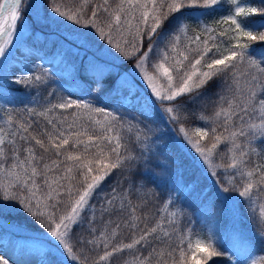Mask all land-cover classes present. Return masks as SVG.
<instances>
[{
    "label": "snow or ice",
    "instance_id": "1",
    "mask_svg": "<svg viewBox=\"0 0 264 264\" xmlns=\"http://www.w3.org/2000/svg\"><path fill=\"white\" fill-rule=\"evenodd\" d=\"M225 2L0 0V61L21 65L3 78L46 93L16 108L0 92V221L18 211L43 229L26 238L36 255L25 264H245L246 238L219 220L206 236L182 226L198 183L181 175L167 187L157 117L195 150L205 211L243 204L264 240V51L252 48L264 42V0H230L219 33L187 23ZM41 52L47 67L33 59ZM189 115L205 127H186Z\"/></svg>",
    "mask_w": 264,
    "mask_h": 264
},
{
    "label": "trees",
    "instance_id": "2",
    "mask_svg": "<svg viewBox=\"0 0 264 264\" xmlns=\"http://www.w3.org/2000/svg\"><path fill=\"white\" fill-rule=\"evenodd\" d=\"M251 3L253 4V6H259V0H251ZM230 7V0H228V2L218 5L215 11L209 12V14L205 15L202 20L191 18L188 19L187 23L190 28V34L192 32H199L200 27L203 24H208L214 27L217 33L224 31L225 28L228 27V25L218 24L217 21L220 20L221 17L229 14ZM252 19L260 18L253 17ZM257 31H264V29H259ZM220 39L224 41L223 47H227L230 43H232V41H229L226 37H220ZM252 48L255 49L256 52L264 51V42H253ZM39 54L43 56L42 52ZM253 54L255 55L256 53L254 52ZM132 62L133 61H125V66L121 68V71H123L122 69H126V67L131 66ZM6 86L9 93H11V95L13 96V103L8 107L23 108L26 105L32 106L29 103L26 104L22 101L21 94L28 95L30 97V100H32L33 98H37L41 104L44 103V97H46V93L42 90L38 92L36 89L30 88L29 86L11 82L6 84ZM214 91V86L210 87L207 90L208 95H211ZM64 95L68 94L64 93ZM187 109L189 112L195 111L199 113V111H201L200 107L194 104H188ZM213 110L214 109L210 104L208 108L204 110V114L211 115ZM70 112L71 110H69V113ZM185 125L186 127H189L191 129H194L195 127H205L204 122L196 119V117L193 115H189L187 121H185ZM154 127L158 129L157 137H154V139L156 140V144L158 145L157 150L159 153L156 158L160 161L161 164L167 166L169 170V178L171 175H173L174 177L175 174L177 175L175 177L179 176L178 178L180 179L182 175V178L185 181L191 182L193 180H196L198 183L197 191L194 192L192 196L189 197L183 204V208L185 209L187 215L183 220L182 226L191 224L194 232L200 231L203 235L206 236L208 228L213 224L214 219L221 221V219L227 218L228 222L225 225L219 222V225L224 227L223 230L227 229V232L230 235L236 233L237 237L238 235L242 234L246 238L244 254L245 264H253V261H255L256 264H264V240L259 237L258 233L255 230L259 222L258 214L253 213L251 209L245 210L244 205L241 204L238 210H235L234 213L230 212L231 215H228L226 217V215L223 214V205L218 199L212 203L211 207L207 211H205V209L201 206V199L203 197L201 196L200 190L203 189L208 193V196L211 197L212 192L208 191L207 187L209 186L210 182L202 177V173L199 170L197 163L193 161L190 158L189 153L186 152V145L182 144L177 147L176 143L173 141V134L170 132L169 128L163 124L159 117H157L154 123ZM206 142L207 141H204V143ZM224 147V145H221V150H223ZM257 160L258 162L264 163V158H257ZM157 171L161 170L157 169ZM113 179L114 176L109 177L108 180L104 182V186L107 187L109 184H111ZM152 186L153 185H149V187ZM206 187L207 189H204ZM64 210L65 209L61 207V211ZM9 219L15 221L16 219H20L34 231H43V229L40 228L38 224H36L23 212L13 211L12 214L7 218V220ZM130 239V236L127 237L125 239V242H128ZM117 242H119V238ZM234 260L235 257H233V261ZM113 262L114 264H121V261L118 257H113ZM224 264H228V262L225 261Z\"/></svg>",
    "mask_w": 264,
    "mask_h": 264
},
{
    "label": "rangeland",
    "instance_id": "3",
    "mask_svg": "<svg viewBox=\"0 0 264 264\" xmlns=\"http://www.w3.org/2000/svg\"><path fill=\"white\" fill-rule=\"evenodd\" d=\"M36 56L40 57V58L33 57V59H35L36 65L43 64L45 67L48 66L47 58H44L39 53H37ZM133 63L134 61L132 62V64ZM132 64L131 66H128L126 67V69H122V70L123 71L130 70L132 68ZM124 66H125V62H123V64L121 65V68H123ZM20 67L21 65L19 63L18 57L15 59L9 58L8 61H0V92H3L6 98L12 101V103H13V96L11 95V93H9L7 86H6V84H8L10 80H6L3 77L5 74L11 76V74L15 72L17 69H19ZM140 87L143 89L144 85L141 84ZM72 93H73V98L81 95V93H79L75 89L72 90ZM21 98H22V101L26 104H28L30 101V97L26 94H21ZM10 105H6V106L8 107ZM185 149H186V152L189 153L190 158L197 163L199 170L201 171L200 164L198 160L196 159L195 150L190 148L189 146H185ZM175 176L177 175L174 174V177L173 175L170 176L169 184L167 185L168 187L171 186V183L174 180L179 179L178 178L179 176L178 177H175ZM207 187L204 189H207ZM236 210H238V208ZM225 215L227 217L228 215H231V213L229 212ZM219 222L225 225L228 222V220L227 218H225V219H221V221ZM219 228L223 230L224 227L219 225ZM198 232L201 233L200 231ZM36 233H37L36 231L28 227L27 224H25L20 219H16V221L12 219L0 221V256H3L4 258L8 259L9 264H25L26 257L36 255L34 251H31L35 246L34 242L26 238L32 237ZM31 264H35L34 259L31 261Z\"/></svg>",
    "mask_w": 264,
    "mask_h": 264
}]
</instances>
